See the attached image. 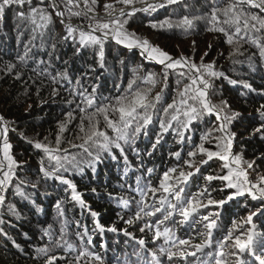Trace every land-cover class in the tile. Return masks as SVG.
I'll list each match as a JSON object with an SVG mask.
<instances>
[{
  "label": "trees",
  "instance_id": "obj_1",
  "mask_svg": "<svg viewBox=\"0 0 264 264\" xmlns=\"http://www.w3.org/2000/svg\"><path fill=\"white\" fill-rule=\"evenodd\" d=\"M229 2L230 0H179V3L167 5L155 12L138 11L128 18L124 31L147 39L151 45L173 58L187 57L197 65L202 62L212 63L215 71L224 73L220 78H210L213 85L210 90L211 99L213 103L226 100L231 112L240 113L229 125V131L235 133L232 141L233 155H240L242 161L254 162L251 169H247L246 164L241 166L247 169L249 180L258 183L259 177L264 176V134L255 132L257 127L264 124V118L257 111L264 104V58L260 56V49L252 40L256 39L257 43L264 45V32L253 33L246 38L247 42H241L240 52L243 55L233 54L237 46L227 43L222 33L209 30L212 27L211 9L223 8ZM106 4L115 5L113 16L118 15L122 8L125 12L131 10V6L125 7L115 0H96L91 5L94 11L89 15L100 21L112 19L105 11ZM32 6L44 7L52 14V23L47 28L33 32L34 26L17 16L18 11L28 10L27 5L23 9L13 5L0 12V116L8 127L7 142L12 146L10 154L20 165L15 169L11 182L0 192L5 197L4 203L0 205V264H46L48 256L57 257L55 264H69L82 251L100 254L104 257V264H173V261H169L159 251L161 247L171 248V243L165 244L163 237L154 239V229L140 231L145 222L152 223L158 217L162 219L161 213L154 217L133 219L132 224L125 221L134 218L138 210V202L141 200L140 193L136 191L138 179L140 187L148 183L158 186L163 173L169 168L179 166L187 172L189 169L183 161L189 159L188 151L201 143V137L217 126L215 116H205L195 121L185 133L191 139L183 142L180 141L174 124L173 128L162 134L159 144L153 148L161 133V118L166 119L163 117V107L171 103L173 98L178 102V92L184 84L189 83L187 79L178 76L176 71L169 70L168 87L156 105V111L152 113V121L134 143L120 142L123 152L115 147L104 152L95 145H85L91 152L89 155L83 149L73 147L83 142L79 137L84 135L79 132L80 118L84 115L79 108L85 107L80 92L87 89L85 95H88L93 87L96 88L95 104L88 109L89 112L96 106L109 101L115 102L116 97L125 95L131 80L136 81L133 90L152 88L150 96H154L165 82V68L151 63L141 52L117 44L109 39L111 36L103 45L104 67H100V46H81L78 34L76 40L71 37L64 39L67 36L66 24L76 27L75 23L88 30L89 20L83 14L72 16L69 20L66 12L62 24V18L56 16L55 10L49 7L48 0H44L43 4L40 0H32ZM134 6L144 7L140 3ZM73 10L83 11V3L79 9ZM249 10L259 12L258 9ZM184 16L193 20L190 28L159 27L165 20L175 22ZM197 17L203 19H196ZM152 24H157L158 27L154 29ZM209 45L212 46L211 49ZM205 52L209 54L205 56ZM21 57L24 59L21 60ZM10 65L15 66L11 71L8 70ZM61 73H66V76H61ZM149 73L155 76V87L145 79ZM77 80L80 81L79 84L76 83ZM100 119V127L103 129L102 117ZM61 124L65 126L63 133L60 132ZM107 131L111 137H115L116 133L110 129ZM220 135L218 132L213 133V137ZM58 136L61 140L59 145L56 144ZM37 141L54 150L59 148L60 151L54 152L55 155L67 156L70 160L75 157L71 165L65 163L68 170L61 168V173L75 184L84 206L72 200V191L68 185L44 178L41 161L43 167L49 170L56 165L42 149L34 147V142ZM3 142L2 139L0 147H3ZM216 142L212 138L205 141L204 146L216 151ZM177 151L181 152L180 160L172 155ZM98 152L100 159L96 160ZM200 158L198 156L196 159ZM5 163L7 164L6 161ZM223 163L214 157L201 166L200 172L195 173L184 186V198L197 195L206 186L209 187L210 198L215 200L226 199L232 194L235 189L227 188L225 181L213 180L209 185L205 180L208 175L227 174L228 170L222 168ZM150 168L153 169L151 174L147 171ZM160 195L167 194L161 190L157 197ZM169 199L172 197L169 196ZM207 199L208 197L201 198L204 204H207ZM58 201L61 203L60 210L56 207ZM154 202L156 201L151 197L148 198L149 204ZM210 211L220 213L217 220L219 231H214L213 248H206L204 253L213 251L215 241L222 238L227 230H233V235H239L242 242L247 240V235L251 232L252 251L245 252L240 259L246 261V264H259L256 257L264 256V199H252L245 193L223 206L200 208L199 215L194 214L187 223L176 214L161 228L168 226L175 232L176 238H191L192 243H202L207 238V230L203 223L197 221ZM91 212H96L97 217H92ZM251 213H255L251 223H245ZM97 223L103 226V232L97 228ZM112 227L117 231L108 230ZM125 231L131 235H126ZM139 240H144L145 244L140 245ZM233 243L234 241L229 242ZM41 248L48 249L47 255L38 252ZM172 250L176 251L175 248ZM191 250L194 249H189ZM231 250L238 252L235 248ZM227 251L229 249H225ZM204 253L202 256L210 260ZM236 259L235 256L229 257L228 264H235ZM177 263L182 264L181 259ZM79 264L98 262L91 257H83Z\"/></svg>",
  "mask_w": 264,
  "mask_h": 264
},
{
  "label": "snow or ice",
  "instance_id": "obj_2",
  "mask_svg": "<svg viewBox=\"0 0 264 264\" xmlns=\"http://www.w3.org/2000/svg\"><path fill=\"white\" fill-rule=\"evenodd\" d=\"M116 3H121L125 7L131 6V10L125 12L124 9H120L118 15H114L115 5L106 4L105 11L112 16V19L108 21L96 20L94 16H90L94 9L91 5L96 3V0H48L49 7L55 10V14L61 17V23H64L63 17L65 13H68V19L72 16H81L82 14L89 20L88 30H85L80 26H72L70 23L65 25L67 36L64 39L71 37L73 40L77 39L81 46L87 45H98L100 46V67H104L103 64V45L105 40L111 36L112 39L118 44H123L129 49L138 47L147 53V58L156 60L159 64L165 68L164 73V84L159 92H156L154 96H150L152 88L147 89H136L133 90V85L136 83L135 80L129 81L128 90L125 95L118 96L115 98V102L109 101L106 104L96 106L93 111L89 112L88 109L93 108L95 104V93L96 88L93 87L92 92L85 95L87 89L84 92H80L79 95L83 97L85 107H80L79 111L84 115L80 118L79 132L83 133L82 143L79 145H73L88 152L91 155L88 147L85 145H95L100 151L109 152L112 147L124 151L121 141L124 143L135 142V139L144 131L146 126L152 121V113L156 111V105L160 102L162 94L167 89L168 71H176L177 75L185 78L189 83L184 84V87L178 92L179 101L173 98L172 102L163 107V117L160 121L161 133L158 134L156 144H159L160 138L163 133H167L169 129L173 128L175 124L177 135L180 137V141L190 140L191 137L186 136L185 133L188 131L195 121L203 119L205 116H215L217 126L210 129L201 137V143L195 145L193 150L188 151L187 156L189 159L184 160V165L189 169L187 172L179 166L169 168L162 175V179L158 186H153L151 183L139 186L136 191L141 195V200L138 202V210L136 211L134 218H129L125 223L132 224L133 219L140 220L143 217H154L157 213H161L163 218L159 217L152 223L145 222L144 226L140 228L141 232L145 229H154V239L164 238L165 244L171 243V248L161 247L160 252L165 254L169 261L174 258L186 260L188 256H196L197 252L204 253L206 248H213V235L214 231H219V225L217 220L220 213H208L207 215L200 216L197 222L203 223L204 229H206V240L202 243H192L191 238L180 239L175 237V232L165 225V222L172 219L176 214H179L184 218L183 222L187 223L194 214L199 215L200 208H206L208 206H223L228 201H231L236 196H244L245 193L250 195L252 199H264V176L259 177L258 183H253L249 180V174L247 169L253 168L254 162L242 161L240 155L232 154V141L235 137V133L229 131V125L234 119L239 117L240 113L231 112L230 105L226 100H221L219 103H213L210 95V90L213 88L210 78H220L224 76V73L217 72L214 70V64L201 63L197 65L191 62L187 57L181 56L180 58H173L167 52H164L160 48L153 46L147 39H141L136 37L134 33H127L124 31V25L128 23V18L133 16L138 11L143 12H155L159 8H165L167 5H173L179 3V0H162V2L149 3L148 0H115ZM43 4L44 0H40ZM81 3H83V11H74L73 9H79ZM140 3L144 7L136 8L134 5ZM17 6L23 9L25 5L28 6L27 11H18L17 16L22 21H27L32 24L33 32L37 29L47 28L52 23V14L47 11L46 8L40 6H32V0H0V12H3L6 8L11 6ZM61 5L63 8L61 9ZM112 11H109V10ZM249 9H258L259 12H252ZM221 16L223 19L221 20ZM196 19H203V17H197ZM210 23L212 27L210 31H217L222 33L229 44H235L236 52L233 54H240L241 42H247V39L253 33L264 32V0H230V2L223 8L213 7L210 12ZM193 25V20L184 16L182 19L172 22L165 20L159 24L160 28L172 27H183L190 28ZM152 28H157V24H152ZM96 33H99L97 35ZM195 43V42H193ZM252 43L260 49V56L264 58V45L257 43L256 39L252 40ZM209 45V49H211ZM209 53L205 52V56ZM21 60L24 57L20 58ZM203 61V57L201 58ZM15 67L14 65L9 66V71ZM183 69H187L184 71ZM179 70V71H177ZM61 76H66V73H61ZM55 79V78H54ZM146 81L155 87L156 80L152 73H149L145 77ZM80 83L79 80L76 81ZM179 83V82H178ZM248 87V85H245ZM55 92V90H54ZM151 110V111H150ZM260 116L264 118V104L257 109ZM69 116L71 114L69 113ZM102 117L104 128L100 127ZM87 121V123H85ZM0 128L3 132V159L0 160V192L6 188L11 182L15 175V169L20 167L18 162L11 156V144L7 142L8 127L4 123V118L0 116ZM108 129L116 133L115 137H111L108 134ZM131 129V131H129ZM65 131V126L60 125V132ZM218 132L221 135L213 137V133ZM255 132L264 134V124L255 129ZM214 138L216 142V151L210 150L204 146L205 141H209ZM33 143L32 141H29ZM61 143L60 137H57L56 144ZM36 149H42L48 156L49 160L55 161V167L46 169L43 167V161H41V171L45 179H54L64 185H68L72 191V200L78 202L81 206H84V201L81 198V194L77 192L75 184L61 173V168L64 171L68 169L65 167V163L71 165L75 161V157L71 160L69 157H61L55 155L54 152L60 151L59 148L52 149L41 142H34ZM66 151V150H65ZM151 155V153H149ZM177 160L181 159V152L177 151L172 153ZM201 157L197 160V157ZM206 157V158H205ZM218 158L223 161L222 168L227 169V174L212 176L208 175L205 180L210 183L213 180H221L226 182V187L229 189H235L226 199L215 200L210 198L209 187L206 186L197 195L185 199V185L189 179L195 174L200 172L201 166L207 164L213 158ZM96 160L100 159L99 152L97 153ZM127 161V157H125ZM5 161L7 162L5 166ZM242 164L247 165V169L242 167ZM235 165L236 167H233ZM194 169V171H193ZM127 171V169H125ZM149 174L153 172V169L147 170ZM167 195H160L157 197V193L160 191ZM214 190V189H213ZM223 189H221L222 191ZM95 191V189H93ZM23 195V193H20ZM258 194V195H257ZM169 196L172 199H169ZM151 197L154 203L149 204L148 198ZM202 197H208L207 204H204L201 200ZM175 201L174 203L172 201ZM5 201L4 195H0V205ZM127 203L126 201L124 202ZM58 210L61 209V203L58 201L56 204ZM62 214V213H61ZM92 217H97L96 212H91ZM255 213H251L246 219L245 223H251L252 216ZM123 219V217H121ZM97 228L101 232L105 229L102 225L97 223ZM109 231H117L115 227L108 229ZM86 234V233H85ZM126 235H131L125 231ZM230 241H234L233 244H229ZM91 243V238H89ZM140 245H144V240H139ZM253 236L251 232L247 235V240H241L239 235L234 236L233 230H227L226 234L222 238L215 241V249L204 253L210 260L203 261L202 264H228V258L231 256L237 257L235 264H246V261L240 259L245 252L252 251ZM57 246L59 243L57 242ZM179 246H186L180 248ZM69 247H71L69 245ZM175 248L176 251H173ZM238 249L232 251L231 249ZM194 249V251H189ZM225 249L229 251L225 252ZM38 252L47 255L48 249L41 248ZM254 254V253H253ZM83 257H91L98 264H104V257L96 252L82 251L74 262L69 264H79V260ZM259 264H264V256H257ZM57 257L48 256L46 264H55Z\"/></svg>",
  "mask_w": 264,
  "mask_h": 264
},
{
  "label": "water",
  "instance_id": "obj_3",
  "mask_svg": "<svg viewBox=\"0 0 264 264\" xmlns=\"http://www.w3.org/2000/svg\"><path fill=\"white\" fill-rule=\"evenodd\" d=\"M110 39V38H109ZM118 44V43H117ZM123 47H125V48H128V47H126V46H123ZM129 49V48H128ZM131 49H135V50H137V51H139V52H141L142 54H143V56L144 57H146V59L148 60V61H150L151 63H153V64H157V65H161V64H159L156 60H154V59H149V58H147V53L146 52H143V50H140V49H138V48H136V47H133V48H131ZM181 57V56H180ZM180 57H178V58H180ZM177 58V59H178ZM163 66V65H162ZM0 131H1V137H0V140L3 138V132H2V128H0ZM234 153V152H233ZM5 165H6V163H5Z\"/></svg>",
  "mask_w": 264,
  "mask_h": 264
},
{
  "label": "rangeland",
  "instance_id": "obj_4",
  "mask_svg": "<svg viewBox=\"0 0 264 264\" xmlns=\"http://www.w3.org/2000/svg\"><path fill=\"white\" fill-rule=\"evenodd\" d=\"M60 18H61V17H60ZM88 24H89V22H88ZM74 25H75V26H78V25L75 24V23H74ZM110 39H112V38L110 37ZM112 40H114V39H112ZM114 41H115V40H114ZM115 42H116V41H115ZM136 48H137V47H136ZM138 49H139V48H138ZM140 50H141V49H140ZM0 133H1V131H0ZM0 137H1V134H0ZM2 139H3V138H2ZM2 139L0 140V143H1ZM1 152H2V146L0 147V158H1V160H2L3 152H2V153H1ZM5 166H6V165H5ZM174 260H175V259L172 260V261H173L172 263H174ZM174 264H177V261H176V263H174Z\"/></svg>",
  "mask_w": 264,
  "mask_h": 264
},
{
  "label": "bare ground",
  "instance_id": "obj_5",
  "mask_svg": "<svg viewBox=\"0 0 264 264\" xmlns=\"http://www.w3.org/2000/svg\"><path fill=\"white\" fill-rule=\"evenodd\" d=\"M232 143H233V142H232ZM233 152H234V151H232V154H234ZM233 167H236V166H235V165H233ZM210 212H211V211H210Z\"/></svg>",
  "mask_w": 264,
  "mask_h": 264
}]
</instances>
